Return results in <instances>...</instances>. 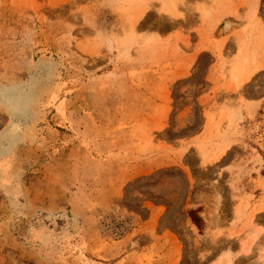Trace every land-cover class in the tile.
<instances>
[{"label": "rangeland", "instance_id": "obj_1", "mask_svg": "<svg viewBox=\"0 0 264 264\" xmlns=\"http://www.w3.org/2000/svg\"><path fill=\"white\" fill-rule=\"evenodd\" d=\"M258 9L0 0V264H264Z\"/></svg>", "mask_w": 264, "mask_h": 264}, {"label": "crops", "instance_id": "obj_2", "mask_svg": "<svg viewBox=\"0 0 264 264\" xmlns=\"http://www.w3.org/2000/svg\"><path fill=\"white\" fill-rule=\"evenodd\" d=\"M261 3L262 0H259L258 14L261 10ZM262 20L264 22L263 18ZM236 51L237 47L235 48V53ZM235 53L233 54V57ZM263 73L264 69L261 70L249 83L246 84L243 92L245 98L249 101V103H253L252 106H246L245 104H242L243 119L241 120L239 127L240 129H243L244 133L246 134H250L251 132L254 133L256 131V127L260 128L258 123L264 122V118L261 119L258 115H262L261 110H264V87L260 86V88H257V86L254 85L257 80L256 78ZM239 98L240 97L237 96L236 101H239ZM227 168L228 167H225V170H228ZM240 260L244 262V264H248L249 261L245 256L240 257Z\"/></svg>", "mask_w": 264, "mask_h": 264}, {"label": "bare ground", "instance_id": "obj_3", "mask_svg": "<svg viewBox=\"0 0 264 264\" xmlns=\"http://www.w3.org/2000/svg\"><path fill=\"white\" fill-rule=\"evenodd\" d=\"M250 73H251V72H250ZM250 73L248 74L247 77H245V79H246V78H247V79L249 78V76L252 74V73H251V74H250ZM12 98H13V97H12ZM16 110H17V109H16ZM224 151H225L224 148L221 149L220 152H219L218 154H216V157H214V158H218V157H220V155L223 154ZM201 152H202L203 154H206L204 148L201 149ZM243 250H244V251L248 250L246 245H243ZM227 252H228V251H227ZM227 252H225V254H223V255L228 256ZM229 255H230V254H229ZM225 258H226V257H225ZM228 258H229V257H228ZM226 260H228V259H226ZM230 260H231V258H230ZM230 260H228V261H226V262H229Z\"/></svg>", "mask_w": 264, "mask_h": 264}, {"label": "trees", "instance_id": "obj_4", "mask_svg": "<svg viewBox=\"0 0 264 264\" xmlns=\"http://www.w3.org/2000/svg\"><path fill=\"white\" fill-rule=\"evenodd\" d=\"M191 217H192V220L198 225V226H200V217L197 215V214H195V212L192 210L191 211Z\"/></svg>", "mask_w": 264, "mask_h": 264}]
</instances>
